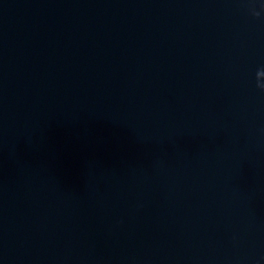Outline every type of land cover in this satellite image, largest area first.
<instances>
[{
  "label": "water",
  "instance_id": "obj_1",
  "mask_svg": "<svg viewBox=\"0 0 264 264\" xmlns=\"http://www.w3.org/2000/svg\"><path fill=\"white\" fill-rule=\"evenodd\" d=\"M244 9L0 0V264H264Z\"/></svg>",
  "mask_w": 264,
  "mask_h": 264
},
{
  "label": "clouds",
  "instance_id": "obj_2",
  "mask_svg": "<svg viewBox=\"0 0 264 264\" xmlns=\"http://www.w3.org/2000/svg\"><path fill=\"white\" fill-rule=\"evenodd\" d=\"M245 5V11L253 19H261L264 17V3H260L257 6V0H242ZM255 87L261 92H264V68L257 69L255 73Z\"/></svg>",
  "mask_w": 264,
  "mask_h": 264
}]
</instances>
